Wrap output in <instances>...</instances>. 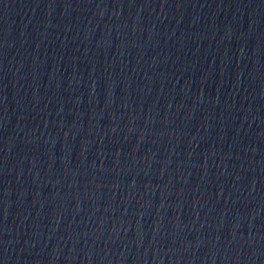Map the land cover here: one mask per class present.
<instances>
[{
  "label": "water",
  "instance_id": "1",
  "mask_svg": "<svg viewBox=\"0 0 264 264\" xmlns=\"http://www.w3.org/2000/svg\"><path fill=\"white\" fill-rule=\"evenodd\" d=\"M0 264H264V0H0Z\"/></svg>",
  "mask_w": 264,
  "mask_h": 264
}]
</instances>
